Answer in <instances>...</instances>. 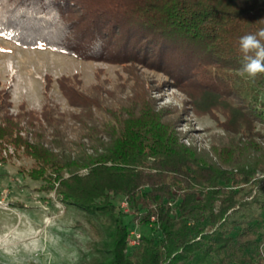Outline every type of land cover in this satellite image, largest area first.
Instances as JSON below:
<instances>
[{
	"label": "trees",
	"instance_id": "trees-1",
	"mask_svg": "<svg viewBox=\"0 0 264 264\" xmlns=\"http://www.w3.org/2000/svg\"><path fill=\"white\" fill-rule=\"evenodd\" d=\"M62 19L70 28L63 35H74V42L59 41L57 31L44 26ZM261 28L264 0H0V37L22 47L158 69L195 111L220 112L231 138L223 148L227 156L219 153L214 161L182 143L167 109L142 95L127 113L117 110L111 124L98 120L96 131L79 135L88 143L67 144L52 113L45 110L47 125L33 110L13 114L0 90V162L12 146L14 155L32 160L22 173L84 214L99 254L92 264H264L261 219L233 215L250 205L237 194L250 184L251 191L260 182L256 174H264V147L257 141L258 125L264 129V73L254 79L240 74L239 47L240 37ZM82 42L103 51L83 49ZM67 81L60 79L73 106L84 111L99 105V95L87 100ZM125 199L128 211L121 208ZM256 203L263 212L264 200ZM136 228L144 232L130 245Z\"/></svg>",
	"mask_w": 264,
	"mask_h": 264
},
{
	"label": "rangeland",
	"instance_id": "rangeland-1",
	"mask_svg": "<svg viewBox=\"0 0 264 264\" xmlns=\"http://www.w3.org/2000/svg\"><path fill=\"white\" fill-rule=\"evenodd\" d=\"M51 23L49 20L44 26L54 28L59 41L76 40L70 33L63 35L70 29L65 19L61 23ZM80 30L76 28V33ZM81 44L83 49L87 46V43ZM93 46L88 45V50ZM94 51H103V46ZM62 78H67V85L78 88V93L86 95L87 100L99 95V105L90 106L93 116L87 115L89 107L83 111L71 104L62 88ZM0 90L7 92L9 111L13 114L19 110H33L47 125L45 110L52 113L60 123L59 131L67 144L73 141L88 143L86 139L78 140L79 135L96 131L93 126L98 120L101 125L111 124L117 118V110L127 113L142 95L149 96L156 109H167L166 118L174 121V129L182 143L192 144L214 156V161H218L219 153L222 158L227 156L223 148L231 141L221 125L224 117L220 112L195 111L189 97L174 86V81L165 73L137 63L75 57L46 47H22L0 37ZM261 99L264 101V89ZM93 118L95 121L90 120ZM257 129L262 134L257 141L264 147V129L262 125ZM49 130L48 127V133ZM13 150L12 146L4 150L7 159L0 162V264H92L99 254L94 250L93 236L84 214L56 200L54 191L43 188L42 182L22 173V169L32 166V160L14 155ZM236 155L234 160L242 157L240 153ZM255 178L260 182L252 185L251 191H248L250 184L237 194L249 202V207L233 215L239 217L245 213L261 219L262 222L256 221L264 228V211L256 205L257 200H264V174L257 173ZM140 229H133V232H144Z\"/></svg>",
	"mask_w": 264,
	"mask_h": 264
},
{
	"label": "clouds",
	"instance_id": "clouds-1",
	"mask_svg": "<svg viewBox=\"0 0 264 264\" xmlns=\"http://www.w3.org/2000/svg\"><path fill=\"white\" fill-rule=\"evenodd\" d=\"M240 51L244 54V63L240 74L256 78L264 73V28L255 34H247L239 39Z\"/></svg>",
	"mask_w": 264,
	"mask_h": 264
},
{
	"label": "built area",
	"instance_id": "built-area-1",
	"mask_svg": "<svg viewBox=\"0 0 264 264\" xmlns=\"http://www.w3.org/2000/svg\"><path fill=\"white\" fill-rule=\"evenodd\" d=\"M121 208L124 209L125 211H128L129 210V204H128V201L125 199L123 201H121ZM141 238V235L140 233L138 232H131V235L129 237V243L130 245H135L139 242Z\"/></svg>",
	"mask_w": 264,
	"mask_h": 264
}]
</instances>
